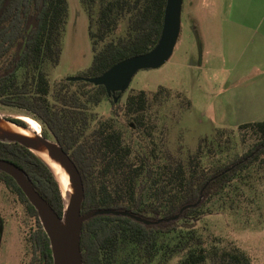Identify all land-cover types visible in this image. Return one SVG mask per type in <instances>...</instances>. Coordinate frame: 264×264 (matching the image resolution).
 Masks as SVG:
<instances>
[{"label":"trees","instance_id":"trees-1","mask_svg":"<svg viewBox=\"0 0 264 264\" xmlns=\"http://www.w3.org/2000/svg\"><path fill=\"white\" fill-rule=\"evenodd\" d=\"M81 2L88 13L93 57L78 75L98 76L157 43L166 0ZM67 14V0H0V103L25 110L24 115L40 123L42 134L48 137L49 131L73 159L84 186L81 213L113 208L155 220L178 214L202 194L195 207L167 223L144 224L112 214L87 219L80 235L83 264H167L173 257H178L175 264H207L208 258L211 264H251L248 254L233 242L209 254L195 221L208 197L264 160V118L240 123L236 129L217 127L211 137H200L193 151L183 155L179 145L181 154H175L167 148V127L159 125L153 106L170 97L184 108L191 103L180 92L159 85L155 91L127 94L123 105L127 134L118 126L117 114L99 118L93 110L110 98L103 85L67 79L51 85L46 65L59 62ZM123 21V33L112 37ZM237 134L240 143L246 142L244 134L253 141L242 155L230 154ZM0 158L23 168L34 188L62 215L58 182L39 157L17 142L0 141ZM0 181L17 194L34 219L28 264H53L49 239L33 205L1 170Z\"/></svg>","mask_w":264,"mask_h":264},{"label":"rangeland","instance_id":"rangeland-1","mask_svg":"<svg viewBox=\"0 0 264 264\" xmlns=\"http://www.w3.org/2000/svg\"><path fill=\"white\" fill-rule=\"evenodd\" d=\"M211 1L183 0L180 33L171 56L158 67L139 69L116 104L112 98L103 99L93 109L99 118L117 114L118 126L130 134L123 122V105L130 91H155L163 85L180 92L190 100V107L170 97L163 105H154L153 111H157L159 125L167 127V148L181 154V145L183 155L196 148L200 137H211L217 127L236 129L240 123L264 118V71L256 61L243 60V40L226 39L223 14L215 12ZM67 3L59 62L46 65L51 85L78 75L93 57L86 8L81 0ZM125 23H120L112 37L123 33ZM233 44L235 53L230 52ZM26 113L0 103L3 116L16 118ZM48 135L53 138L49 131ZM244 137L246 142L240 143V136L235 135L230 154L242 155L252 146V139ZM202 210L195 222L209 254L233 242L248 254L251 264H264V160L242 170L221 193L208 197ZM34 225L17 194L0 181V264H28Z\"/></svg>","mask_w":264,"mask_h":264},{"label":"water","instance_id":"water-1","mask_svg":"<svg viewBox=\"0 0 264 264\" xmlns=\"http://www.w3.org/2000/svg\"><path fill=\"white\" fill-rule=\"evenodd\" d=\"M42 2L43 0H40V3ZM182 2L183 0H166L160 36L149 51L125 58L98 76L75 75L69 76L67 80H83L94 85H103L113 102H118L121 94L128 88L131 77L139 69L158 67L171 56L180 33ZM16 118L23 120L19 116ZM23 121L26 125L0 114V141L17 142L23 145L39 157L54 176L49 162L44 157L63 169L69 185L64 193L55 176L63 199L62 215H58L47 200L34 188L23 168L10 160L0 158V170L15 180L36 210L42 228L49 239L53 264H83L80 249L81 228L84 221L95 215L128 216L144 224H158L163 221L167 223L178 219L183 210L195 207L202 199V194H200L196 202L184 205L178 214L155 220L135 215L127 210L113 208L95 209L82 214L80 207L84 199V186L75 162L56 138L51 139L44 136L42 132L33 131L27 122Z\"/></svg>","mask_w":264,"mask_h":264},{"label":"crops","instance_id":"crops-1","mask_svg":"<svg viewBox=\"0 0 264 264\" xmlns=\"http://www.w3.org/2000/svg\"><path fill=\"white\" fill-rule=\"evenodd\" d=\"M211 6L223 14L226 39L243 40V60L256 61L264 71V0H212ZM232 46L230 52L235 53Z\"/></svg>","mask_w":264,"mask_h":264},{"label":"bare ground","instance_id":"bare-ground-1","mask_svg":"<svg viewBox=\"0 0 264 264\" xmlns=\"http://www.w3.org/2000/svg\"><path fill=\"white\" fill-rule=\"evenodd\" d=\"M19 117L22 118L23 120H25L33 131H36L39 133L41 132V125L39 124V122L36 119H34L28 115H24V114L19 115ZM44 158L49 162L51 169L53 170L55 176L57 177V179L59 181V184L61 186V190L64 193V190L68 189V186H69L66 173L56 163H54L53 161H51L47 157H44Z\"/></svg>","mask_w":264,"mask_h":264},{"label":"flooded vegetation","instance_id":"flooded-vegetation-1","mask_svg":"<svg viewBox=\"0 0 264 264\" xmlns=\"http://www.w3.org/2000/svg\"><path fill=\"white\" fill-rule=\"evenodd\" d=\"M110 98H112L111 96H109Z\"/></svg>","mask_w":264,"mask_h":264}]
</instances>
